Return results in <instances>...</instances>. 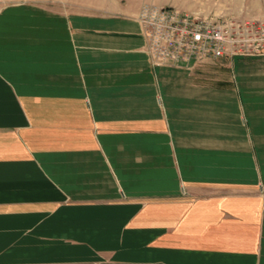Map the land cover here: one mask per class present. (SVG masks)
I'll return each instance as SVG.
<instances>
[{
    "label": "crops",
    "instance_id": "obj_1",
    "mask_svg": "<svg viewBox=\"0 0 264 264\" xmlns=\"http://www.w3.org/2000/svg\"><path fill=\"white\" fill-rule=\"evenodd\" d=\"M144 44L130 17L0 12V264H264L263 95L232 133L236 87Z\"/></svg>",
    "mask_w": 264,
    "mask_h": 264
},
{
    "label": "rangeland",
    "instance_id": "obj_2",
    "mask_svg": "<svg viewBox=\"0 0 264 264\" xmlns=\"http://www.w3.org/2000/svg\"><path fill=\"white\" fill-rule=\"evenodd\" d=\"M31 7L35 9L36 7L55 9L61 13L76 11L133 18L140 25L141 34L145 39L143 49L154 66L184 69L192 76L198 73L195 76L197 78H192L196 84L236 87L231 89L235 93V98L229 106L233 110L231 114L224 117L230 119L232 133H240L241 128L239 126L244 125L247 127V133L244 131V134H248L249 138H252L251 125L248 124V118L245 115L247 113L248 116L251 113L255 115L257 106H255L256 104L251 105L252 112H250L249 106L247 112L245 102L248 100L255 103L256 98L262 97V95L264 97V52L236 53L232 55L228 53L205 59H199L191 54L190 59L184 56L175 59L178 50H180L179 53L182 52L184 55L186 50H190L187 42L189 32H184L183 36L174 37L173 43L166 40H157L153 43L152 40L160 35V31L152 27L153 22H159L160 26L164 24V28L167 29L166 26L172 25L170 24L172 21L183 22L186 19V21L194 22L201 18H207L219 23L229 19H257L264 14V0H0V12L5 10L11 13L20 9L29 10ZM151 7H160L163 12L169 11L168 14L172 17L163 13L159 17L146 14L145 10ZM175 14H177V18H173ZM165 32L169 33V31ZM174 34L176 36L177 31ZM162 42L171 47V50L164 52V54L160 53ZM240 87L247 88L244 89L243 95L239 90ZM220 113L218 110L215 112L214 118L217 120V125H219L218 120L220 117L218 116H220ZM260 121H264L262 117ZM223 129L217 127L216 137L224 134ZM233 141L213 143L212 146L215 145L217 151H228L229 146L232 150H239L240 147L237 146L239 143L237 140H235L236 142ZM243 146L245 147V143ZM248 149H255L254 142L248 144Z\"/></svg>",
    "mask_w": 264,
    "mask_h": 264
},
{
    "label": "built area",
    "instance_id": "obj_3",
    "mask_svg": "<svg viewBox=\"0 0 264 264\" xmlns=\"http://www.w3.org/2000/svg\"><path fill=\"white\" fill-rule=\"evenodd\" d=\"M146 14L160 16L162 13L172 17L169 13L163 12L162 8L151 7L145 10ZM177 18V14L173 15ZM187 20V19H186ZM172 21L165 29L164 24L153 22L154 29L160 31V35L154 38L155 41L174 42V37L184 35V32H189L188 45L190 50H186L185 55L180 50L177 52L175 59L179 57H189L194 54L199 59L209 57H218L226 54L236 53H259L264 52V14L257 19H229L226 21L213 22L207 18H201L197 21ZM161 27V28H158ZM165 31H169L166 33ZM177 35L175 36V32ZM173 33V34H172ZM161 52H168L171 47L167 43L160 46Z\"/></svg>",
    "mask_w": 264,
    "mask_h": 264
}]
</instances>
